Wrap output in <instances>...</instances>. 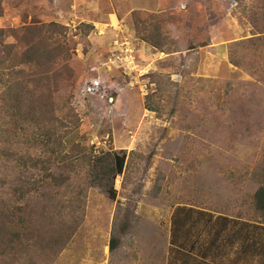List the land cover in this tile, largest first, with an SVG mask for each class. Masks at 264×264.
<instances>
[{
    "label": "rangeland",
    "instance_id": "1",
    "mask_svg": "<svg viewBox=\"0 0 264 264\" xmlns=\"http://www.w3.org/2000/svg\"><path fill=\"white\" fill-rule=\"evenodd\" d=\"M263 184L264 0H0V264H264Z\"/></svg>",
    "mask_w": 264,
    "mask_h": 264
},
{
    "label": "trees",
    "instance_id": "2",
    "mask_svg": "<svg viewBox=\"0 0 264 264\" xmlns=\"http://www.w3.org/2000/svg\"><path fill=\"white\" fill-rule=\"evenodd\" d=\"M36 52L39 54V50H37ZM36 64L37 63H35V61L31 62V65L36 66ZM24 98H25V96H24ZM19 100H20V98L16 97V102H18ZM114 159H115V165H114V169L112 170L114 173L113 178H115L118 175H121L123 173L124 163H125V157L124 156L115 155ZM108 194H109L110 199H115L116 192L113 189V187L109 188ZM253 203H254V207H255L256 212L260 216V221H261L260 223L264 224V184L261 187H259L258 190L256 191V193L254 194ZM219 235H220V231H217L216 239H218ZM16 236H17L16 234H13V237L11 240V245L15 241ZM118 247H119V237L114 232V233H112V237H111V240L109 242V250L111 253H113L116 251V249Z\"/></svg>",
    "mask_w": 264,
    "mask_h": 264
},
{
    "label": "crops",
    "instance_id": "3",
    "mask_svg": "<svg viewBox=\"0 0 264 264\" xmlns=\"http://www.w3.org/2000/svg\"><path fill=\"white\" fill-rule=\"evenodd\" d=\"M205 264H207V262Z\"/></svg>",
    "mask_w": 264,
    "mask_h": 264
}]
</instances>
